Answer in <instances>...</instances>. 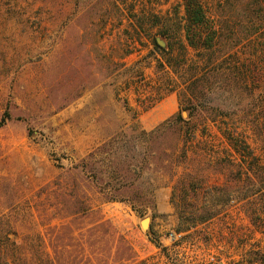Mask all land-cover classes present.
<instances>
[{"label":"rangeland","instance_id":"374dc122","mask_svg":"<svg viewBox=\"0 0 264 264\" xmlns=\"http://www.w3.org/2000/svg\"><path fill=\"white\" fill-rule=\"evenodd\" d=\"M206 4L221 46L191 149L209 136L210 147L185 157L177 120L151 142L115 141L129 148L113 182L129 190L123 202L105 203L80 168L86 156L130 126L151 131L183 115L149 37L178 48L183 0H0V117L10 115L0 126V264H47V255L53 264H118L120 252L133 264L158 257L155 239L173 255L172 187L186 167L226 191L213 197L221 211L213 248L189 238L180 251L193 264H264V0ZM237 68L240 84L231 79ZM88 200L93 211L84 214Z\"/></svg>","mask_w":264,"mask_h":264},{"label":"trees","instance_id":"16d2710c","mask_svg":"<svg viewBox=\"0 0 264 264\" xmlns=\"http://www.w3.org/2000/svg\"><path fill=\"white\" fill-rule=\"evenodd\" d=\"M206 3L207 0H183V24L179 28L181 38L176 42L178 48H174L171 42H166V46L161 48L157 43L156 36L149 35L155 51L163 53L161 56L164 63L162 65L163 68H166L167 73H171L174 77L173 80H170V89L168 91L177 93L180 101V110L185 114L184 117L187 118L185 119L181 113H177L174 117L163 121L156 129L151 131H146L137 125L130 126L126 131L118 133L102 146L90 152L86 159L83 160L80 168L89 172L87 182L96 188V193L101 201L105 203L123 202L127 197L125 194L129 190L125 186H116L113 182V179L122 174L119 165L125 164L129 148L127 145H117L115 141L123 144L127 138L132 140L139 134L151 142L158 138V135L168 133L172 129V125H174L173 121L177 120L180 123L177 126V132L184 144L178 149L181 150L185 157H189L191 153L199 155L198 152L204 149L208 150V147H210L209 136L205 140L203 148H197L193 151L191 149V145H194L199 131L197 125L193 123V119L197 111L202 107L210 81L216 75L211 65L217 58L216 54L221 46V36L218 34L211 13L206 8ZM156 6L157 4L153 2L151 8L153 17L157 15ZM132 11L137 13L135 9ZM133 17L134 22L133 20L129 21L130 23L132 21L131 27L135 32V37H137L134 39H138L139 32L143 29V24L140 16L136 14ZM257 31L251 33L249 39L258 33ZM159 34L162 40L171 38L167 31H161ZM255 37L257 38V35ZM134 39H132L133 43H135ZM190 51L198 53L202 51V54L201 56L191 57L188 56ZM119 67H122V64H119ZM231 79L235 84H240L246 78L237 68L235 73L231 75ZM152 93L154 94L153 91ZM9 120L10 115L4 112L0 117V126H3ZM174 123L176 124V121ZM202 133L208 135L207 128H204ZM131 147L134 149L133 146ZM199 162L201 161L199 160ZM81 170L76 171L75 174L79 175ZM208 175H204L199 168L186 167L172 187V205L176 211L177 224L175 230L170 234L180 235L178 239L171 240L174 248L177 249H174L173 255L169 253V249L166 246L155 239L152 242L159 250L158 257L151 256L135 262L132 260L133 264H193V260L189 259L186 252H181V249H179L183 244L187 243L186 240L189 238L202 242L206 248L205 251H210L213 248L215 233L212 227L215 219L221 213L217 205L214 204L213 197L215 191H226V188H216V186L210 185L208 182H200L201 179H207ZM199 197H206V199L203 200V203L198 204L196 201L199 200ZM190 199L193 202L189 203ZM76 201V197L72 198L73 205ZM88 201L89 203L86 204L84 211H82L84 214L93 211L92 200ZM72 213L76 214L79 212L73 210ZM262 213H264V209ZM104 224L105 222H102L100 225ZM219 235L221 236H219L218 242H226L227 238L222 232ZM260 253L261 251L255 252L257 255ZM108 257L106 256V260H108ZM116 259H118V264H127L132 258H125L120 252ZM45 261L47 264H53L48 255Z\"/></svg>","mask_w":264,"mask_h":264},{"label":"water","instance_id":"95a60500","mask_svg":"<svg viewBox=\"0 0 264 264\" xmlns=\"http://www.w3.org/2000/svg\"><path fill=\"white\" fill-rule=\"evenodd\" d=\"M157 43L159 46L163 47L164 46V42L157 39ZM183 116H185V114L183 113ZM141 226L144 230H148L149 229V219L148 218H144L142 221H141Z\"/></svg>","mask_w":264,"mask_h":264},{"label":"built area","instance_id":"2783aa9c","mask_svg":"<svg viewBox=\"0 0 264 264\" xmlns=\"http://www.w3.org/2000/svg\"><path fill=\"white\" fill-rule=\"evenodd\" d=\"M179 237H180V235L170 234L169 239H170V240H176V239H178Z\"/></svg>","mask_w":264,"mask_h":264}]
</instances>
